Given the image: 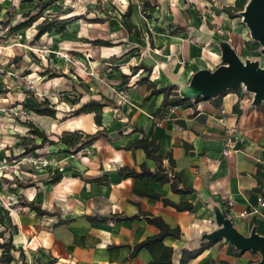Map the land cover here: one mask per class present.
Returning <instances> with one entry per match:
<instances>
[{
	"label": "crops",
	"instance_id": "1",
	"mask_svg": "<svg viewBox=\"0 0 264 264\" xmlns=\"http://www.w3.org/2000/svg\"><path fill=\"white\" fill-rule=\"evenodd\" d=\"M129 6L132 7L130 19L142 31L141 36L127 31L122 14ZM222 8L218 15L211 13L207 8L203 16H198L190 9L189 16L176 12L162 24L161 21L145 19L141 6L129 3L126 10L120 13L127 37L121 45L115 44L113 40H110L111 46L88 42L87 40L97 38L109 40L94 35L96 32L93 31L88 32L92 36L83 34L89 39L81 38V22L76 20L85 19L91 28H99L108 21L107 16L88 18L82 15V18L75 19L70 26L67 25L64 32L52 31L42 36H50L51 41H55V45L59 47L55 49L56 52L61 50L72 53L75 57H82L83 67L87 68L86 76L77 74L81 79L79 83H84L87 92L85 95L83 91L80 92L77 96L80 98L78 104L65 103L67 107H72L71 111L91 98H105L110 101L103 108L102 126L96 124L94 112H82L77 115L71 112V116L66 119L65 130L95 133L99 129H105L109 137H101L75 154L67 152L62 144L49 146L59 147L61 152L65 151L59 154V159L62 161L66 158L67 161L63 164L60 162L56 168L63 177L60 182L51 185H55L58 197L66 196L68 191L69 202L63 206L55 201L56 207L60 208L59 212L42 207L71 221L57 224V215L44 216L53 224L48 229L39 230L37 236L31 238V229L23 223L20 216L12 217L15 221L13 229L10 228L13 243L17 248L22 247L28 258H34L41 264H147L152 259L151 253L143 248L134 258L129 259V246L137 244L147 236L157 234L159 229L145 219L116 221L110 217L112 214L134 215L139 210L161 216L172 227L180 226V239L168 236L164 240L174 248L173 264H180L184 251L199 249L204 242H208L202 241L203 234L217 227L216 209L226 212L235 227L244 235H249L251 229L256 227V231L264 236V206L259 202V198L264 200V102L253 105V95L241 89L226 92L214 99H192L189 104L176 105L174 110L169 107L165 115L156 117L154 112L161 106L164 95L155 94L147 99L148 83L141 81L148 76L159 88L174 84L180 93V89L189 83L196 71L203 68L213 70L221 63L220 41L230 42L240 55L246 40L237 35L241 27L237 25L236 19L229 17ZM153 9L154 6L147 11L148 17H151ZM96 17L106 19L92 22ZM178 26L184 29L179 30ZM8 39L0 43L4 44ZM21 46L19 49L22 51ZM11 47L8 45L6 48ZM54 55L57 61L62 59L65 62L56 53ZM137 66H146L151 70L148 71L144 67L134 69ZM1 71L0 68V94L11 92V85L15 84V94L30 96L25 89L18 86L20 82L16 72L10 70L7 76ZM44 71L40 72L43 77ZM124 74L129 75L126 83H122ZM7 77L10 82H7ZM72 79L73 77V85L77 86ZM119 91L127 97H120ZM27 101L21 100L16 105L33 111L29 104L34 103ZM55 109L57 112L58 109L63 111L61 107ZM223 116L224 122L220 120ZM56 117L57 113L51 118ZM158 121L161 124L157 125ZM16 124L26 126L22 120H17ZM151 127L155 138L160 142V152L164 156H173L182 185L194 189L193 192L175 193L169 182L123 177L116 173L122 166L139 169L142 163L155 170L156 161L148 158L143 149L123 148L129 142L147 136ZM137 128L143 129L144 132L136 131ZM227 128L235 129L237 136L228 155H224ZM26 129V132H20V129L13 132V146L20 151L22 150L16 143L19 136L27 134L28 126ZM46 133L48 134L47 131ZM164 163L169 164L167 158ZM103 173H109L108 184L91 181L93 177ZM16 178L35 184L31 186H37L38 183L17 174L13 176V180H8L15 184V187H12L15 190L11 192L17 202L19 195L31 201L20 191L31 186H18ZM136 189H151L174 202H191L195 210L178 211L172 206L164 205L161 200L138 194ZM243 211L249 214L242 217L240 214ZM34 213L41 218L35 211ZM96 214L101 221L92 222L87 219V216ZM109 245L120 247L109 248ZM15 256L19 257L18 251H15ZM259 259V254L251 251L240 252L231 243L221 240L211 242L187 264H249ZM20 260L19 258L13 264H20Z\"/></svg>",
	"mask_w": 264,
	"mask_h": 264
},
{
	"label": "rangeland",
	"instance_id": "2",
	"mask_svg": "<svg viewBox=\"0 0 264 264\" xmlns=\"http://www.w3.org/2000/svg\"><path fill=\"white\" fill-rule=\"evenodd\" d=\"M146 0H0V20H2L7 13V10L11 9L17 15V20L21 19L26 14L35 15L43 10V18H58L61 21H71L69 24L74 23L75 19L82 18V15H86L88 18L94 16H107L108 21L99 28H91V25H87L85 19L76 20L81 22L79 30L82 31V35L92 36L90 32H96L94 35L103 36L117 45L125 43V24L120 16V13L126 10L129 3L132 5H143ZM154 9L151 11V17L147 12L143 13L145 19L151 21H161L165 24L169 18H172L173 14L179 12L181 15H190V10L195 11L198 16L205 14V8L213 14H220L221 8L228 3H234V0H150ZM161 9L163 11H161ZM190 9V10H189ZM184 15V16H185ZM236 23L241 27V31L237 32L240 38L245 40H251L250 32L246 24L242 21V17L239 15L235 17ZM210 25V23H208ZM67 26V27H68ZM36 33L35 25L30 28L21 30L18 35L10 37L4 44L0 43V68L1 73L5 72L8 76V72L13 70L16 72V76L22 89L30 90L32 94L38 99L43 100L49 98L52 104L58 109L63 108V111L58 109V117L51 118L47 116H40L35 114L30 109L16 105L21 100H28L27 102H33L38 105L35 99L30 96L26 97L21 93H14L17 90L15 84L11 85V92L0 94V216L4 218V225L0 223V230L4 227L11 228L15 226L13 218L22 219L23 223L29 229L31 238H35L39 230L48 229L51 224L47 217L35 216L36 214L31 208L23 207L17 203L16 197L12 194L11 188L14 183L8 180H13L14 175L21 176L22 178L29 179L30 181L37 182V186H31L29 188L20 189L25 193L27 198L31 201L40 202L43 207H49L52 210L59 212L60 208L56 207L57 203H62L66 206L69 202V193L67 191L66 196L58 197L55 185H51L46 180L48 171L46 170V164H50L54 169L67 161L63 158L59 159L61 152L60 148L49 147V145L41 149H37L33 154L23 156L20 155L22 151L14 148L13 132L27 131L26 126L22 127L16 124L17 120L28 121L31 120L40 129L45 130L52 138H57V135L67 128V121L71 116L72 107L69 105V100L73 97H77L80 92H87L84 83H79L81 80L77 74L86 76L85 71L87 68L83 67L84 61L82 57H75L72 53H69L72 61L65 60V62L57 61L55 49H59L56 46L55 41H51V37H41L38 40L34 39ZM0 34H7V31L1 30ZM82 39H89L84 35ZM83 40V42L85 41ZM11 48H6L7 46ZM22 45V46H21ZM21 46L22 51L19 49ZM28 46L36 48L48 49L46 52H34L28 49ZM122 47V46H121ZM53 51V52H52ZM61 51V50H60ZM65 52V51H61ZM52 54V55H51ZM240 56L243 60L251 59L259 62L261 67H264V57L261 54L260 47L256 50H240ZM21 57L19 63L15 62L14 58ZM15 62V63H13ZM45 68L51 71V75L43 77L40 72ZM57 74L58 76H54ZM54 76V77H50ZM75 80L77 86L73 85L71 81ZM7 82H10L7 77ZM6 82V83H7ZM67 105H66V104ZM65 109V110H64ZM60 112V113H59ZM39 142V140H36ZM66 155V154H65ZM12 160V161H10ZM55 220V219H54ZM8 235V233H7ZM22 248V247H19ZM22 250H24L22 248ZM20 254V251L17 250ZM24 253V252H23ZM2 254V250H1ZM1 256V255H0ZM20 264L23 259H31L24 254L19 257ZM13 264V263H12Z\"/></svg>",
	"mask_w": 264,
	"mask_h": 264
},
{
	"label": "trees",
	"instance_id": "3",
	"mask_svg": "<svg viewBox=\"0 0 264 264\" xmlns=\"http://www.w3.org/2000/svg\"><path fill=\"white\" fill-rule=\"evenodd\" d=\"M248 0H235L233 5L224 6L222 11L227 13L229 17L235 18L239 16V12L242 11L246 5ZM153 6L150 1H145L143 5H141L142 13L146 14L149 9ZM43 10L36 13L35 15L26 14L22 16L21 19L17 20V15L14 11L9 10L7 12L6 17L0 22V31L5 30L7 34L5 36L0 35V41L5 42L8 37H14L20 30L30 28L35 25L36 33L34 35V39H40L45 33L56 31L57 33H62L67 29V25L71 21H61L58 18H43ZM132 13V7L129 6L122 14L123 19L127 25V31L130 33H135L137 36L142 35V31L138 29L131 21L130 16ZM148 17V16H147ZM106 18L96 17L92 19V22L104 21ZM179 30L184 29V27L178 26ZM94 45L100 46H111L110 40L106 39H91L87 40ZM260 47V44L256 41L246 40L245 41V49L247 50H256ZM22 59L21 57L14 58L15 62H19ZM140 67H144V69L150 71V68L146 66H137L134 69H139ZM44 76L51 75V71L46 68L43 72ZM54 76H58L55 74ZM50 76V77H54ZM129 75H123L122 83H126ZM141 81H146L148 83L149 94L146 96L149 99L151 96L155 94L163 93L164 99L162 101L161 106L154 112L156 117L165 115L167 109L169 107H173L176 105H186L191 102L192 99H185L181 96V94L177 91V86L174 84L167 85L164 87H158L157 84L149 79L148 76L141 79ZM1 84V82H0ZM241 87L236 91H241ZM229 92V91H228ZM30 96H32L38 104L36 107L34 104H29L30 108L38 114L47 115L51 117H55L57 110L54 107V104L51 103L49 98H44L43 100H38L30 90H26ZM222 96V95H221ZM219 96V97H221ZM203 97H199L196 100L202 99ZM80 102V98L74 97L69 100L71 105H76ZM110 102L105 98L95 99L91 98L87 102L83 103L80 107L76 108L72 111L73 115L80 114L82 112H94L95 113V122L98 126L103 125V108L105 105ZM238 111V109L236 108ZM24 124L28 126L29 130L26 135L19 136V140L16 143V146L22 150L21 155L27 156L33 154L37 149L44 148L45 146H54V145H64L66 147V151L72 154L79 152L80 150L86 148L87 146L93 144L101 137H109V134L105 129H99L95 133H86L82 130H65L60 135L57 136L56 139H53L46 133L45 130L40 129L37 125H35L31 120L24 121ZM136 131L144 132L143 129L137 128ZM36 140H39L36 141ZM124 149H143L148 158H151L156 161L157 166L155 170H151L147 167L145 163L140 165V168H132L129 166H122L118 168L116 173L119 176L123 177H133V178H147L152 181H159L160 183L169 182L172 190L175 193H191L194 191L192 188H187L182 185L181 177L179 173L176 171V161L174 160L171 154H167L164 156L160 152V142L155 138L153 134V127L147 133V136L137 138L134 141L129 142L128 144L123 146ZM168 159L169 164H165L164 160ZM46 170L48 171L47 181L50 184H56L61 181L63 174L59 172L58 169H54L50 164H46ZM17 185L20 187H26L35 185L31 182H22L17 179ZM93 182H97L99 184H108L109 183V173H103L102 175L93 177L91 179ZM14 188H11V191ZM15 190V189H14ZM138 194L148 196L157 200H161L164 205L172 206L178 211H194L195 206L191 202L182 201V202H174L161 194L151 190H135ZM21 206H26L34 210L39 216H58L57 224L70 222V219H63L56 212L50 211L42 207L41 204L26 200L23 195L18 196V202ZM111 219L116 221L122 220H135V219H145L148 223L155 225L159 232L154 235L147 236L142 241L138 242L133 246H129L131 248V252L129 255V259L134 258L141 249H147L151 255L152 259L147 264H173V254L174 248L165 243V238L168 236H172L180 239L182 236V231L180 226L172 227L170 226L161 216H156L151 213L145 212L143 210H139L138 213L134 215H126V214H112ZM89 221H101L99 215H89L87 216ZM0 223L4 225V218L0 216ZM8 233V235H7ZM211 241L204 242L201 248L195 249L192 251H184L180 260V264H187L188 261L198 254H200L203 249L210 245ZM120 246L117 245H109V248H118ZM0 249L2 250V254L0 256V264H12L16 263L19 260V257L22 256L24 258V253L22 248H17L13 243V234L12 231L4 227L3 230H0ZM19 250V257L15 256V251ZM36 264H41L37 260H35ZM22 264H27L26 260L23 259Z\"/></svg>",
	"mask_w": 264,
	"mask_h": 264
},
{
	"label": "water",
	"instance_id": "4",
	"mask_svg": "<svg viewBox=\"0 0 264 264\" xmlns=\"http://www.w3.org/2000/svg\"><path fill=\"white\" fill-rule=\"evenodd\" d=\"M242 21L249 29L253 41L260 44L264 57V0H248L239 12ZM221 63L215 69L203 68L196 71L188 84L180 89L185 99H214L228 91L245 87L253 95L252 104L264 102V67L258 61L243 60L228 41H220ZM217 227L203 234L202 241H221L231 243L240 252L251 251L259 254L260 259L249 264H264V236L251 229L249 235L241 233L232 218L220 209L215 210Z\"/></svg>",
	"mask_w": 264,
	"mask_h": 264
},
{
	"label": "built area",
	"instance_id": "5",
	"mask_svg": "<svg viewBox=\"0 0 264 264\" xmlns=\"http://www.w3.org/2000/svg\"><path fill=\"white\" fill-rule=\"evenodd\" d=\"M28 49L29 50H32V51H34V52H47L48 51V49H45V48H41V47H39V48H36V47H32V46H28ZM55 53L58 55V56H60V57H62L64 60H68V61H72V59L70 58V56H69V53L68 52H61V51H55ZM91 74H92V72H91ZM242 89L244 90V91H246V89H245V87L243 86L242 87ZM118 94H119V96L120 97H122V98H124V97H127L123 92H121V91H119L118 92ZM252 100H253V97H252ZM177 106H173L172 108H171V110H174L175 108H176ZM222 122H224V120H225V116H223L221 119H220ZM159 124H161L159 121L157 122V125H159ZM226 134H227V146H226V148H225V150L223 151V154L224 155H228V153H229V149L230 148H232L233 146H234V143H235V138H236V131H235V129H233V128H227L226 129ZM259 202H260V205H262V206H264V200L262 199V198H259ZM230 204H232V202H229ZM249 213L247 212V211H243V212H241V216L242 217H245V216H247ZM26 263L27 264H36V262H35V259L34 258H31V259H29V260H26Z\"/></svg>",
	"mask_w": 264,
	"mask_h": 264
}]
</instances>
